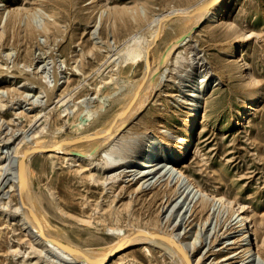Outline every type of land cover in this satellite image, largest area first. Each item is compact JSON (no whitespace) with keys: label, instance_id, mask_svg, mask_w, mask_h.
Listing matches in <instances>:
<instances>
[{"label":"rangeland","instance_id":"rangeland-1","mask_svg":"<svg viewBox=\"0 0 264 264\" xmlns=\"http://www.w3.org/2000/svg\"><path fill=\"white\" fill-rule=\"evenodd\" d=\"M0 1V166L7 162L4 173L9 175L11 156L33 144L62 140L60 143H66L70 153L88 151L91 142L85 133L98 130L118 113L129 100L128 89L142 80L143 62L138 54L150 35L153 18L169 15L160 38L149 48L148 62L155 73L150 84L153 85L142 97L144 105L129 117L123 129L90 158L50 155L48 149L40 148L29 153L24 162L33 194L42 197L36 209L46 231L69 245L75 257L63 258L51 253L41 242L29 244L21 220H10L13 213L19 214L13 210L16 205L13 196L9 201L0 191V264H94L93 258L80 250L86 249L92 256L101 255L119 237L131 239L143 228L167 233L184 229L183 237L188 240L195 233L198 242L192 253L199 258L197 264H218L214 262L233 254L222 244L226 225L221 218L218 222L219 217L212 215L207 219V214L201 211L189 217L182 211L177 214L176 209L166 212L168 219L165 218L162 205L170 194L169 186L160 183L137 189L139 175L136 170L132 172L130 160L143 132L167 129L170 136L179 132L182 114L175 108V102L183 90L181 82L186 76L189 78V73H202L204 60L222 82L208 92L204 120L195 125L194 142L181 168L204 187L248 205L251 224L261 241L264 236V0H236L225 19L232 22L235 32L224 31L219 22H196L194 13L202 8L210 9L214 0H52L44 4L36 0ZM10 6L18 9L15 21H8ZM28 25L35 32L29 33ZM46 25L48 29H44ZM244 31L250 33V38L239 54L249 63L247 70L254 85L244 82V78L228 75L217 65L230 61L224 51ZM184 34H190L191 40L176 49L174 58L160 60L166 46ZM256 90H260L257 106L244 124L235 126L242 105ZM98 113L99 121L93 122ZM112 159H117L113 160L117 163L112 161L110 165ZM122 246L105 264L179 263L163 246L148 243ZM237 259L234 256L219 264L228 261L236 264ZM259 259L248 264H261Z\"/></svg>","mask_w":264,"mask_h":264},{"label":"bare ground","instance_id":"bare-ground-1","mask_svg":"<svg viewBox=\"0 0 264 264\" xmlns=\"http://www.w3.org/2000/svg\"><path fill=\"white\" fill-rule=\"evenodd\" d=\"M36 1L38 4L39 3L44 4V2L45 3L52 2V0H41L42 2L40 0H36ZM92 1H94V0H92ZM195 2H193V3H195ZM235 2H236V0H214V4L212 5V7L210 9H206V8L200 9L199 8L200 10H198L194 13V16L196 17V22H204V23H207L209 21L210 22L215 21L217 23L219 22L221 29H223L224 31L235 32L236 28L234 27L232 22H228L227 21L228 18H227V20H225L227 14L232 9ZM32 4H35V3H32ZM38 4H37V6H39ZM97 4H99V2ZM179 7H180V5H179ZM179 7H177V8H179ZM180 8H183V7H180ZM189 8H190V6H189ZM99 9H100V7H99ZM187 11H184V12H187ZM7 12H8V21L9 20L15 21L16 18L18 17V14H19L18 9L16 7H12V6H10L8 8ZM168 12H170V11H168ZM134 15H136V14H134ZM130 16L132 17L133 15H130ZM168 16H169L168 14L166 16H163V17H160L159 15H157L152 20L150 35L145 40V43L142 47V50L138 54V58L141 59L143 62V69H144L143 71L144 72L142 74V80L139 81V84H137L134 88L132 87L133 89L131 87H130V89H128V91L130 90V97H129V100L127 101V103H125L123 107L121 106L122 109H120V111L118 113H116V114L114 113L115 115H113V116L111 115L112 117L107 122H105L104 125L101 126L98 130L90 131L89 133H85L87 135L84 134L85 136H87L88 141L91 142V145H90V148L88 149V151H86L84 153H82V152L70 153L71 151L69 152L70 149L68 150L66 143L62 142L63 143L62 144V143H60L62 140H60L57 142L49 141V142L42 143V144L30 145L31 147L29 146V148H28L30 153L35 151L36 149L41 150L40 148H45V149H48L47 151L51 152L50 155H56L58 153L65 154V155H68V154L72 155L73 154V156H76V157L81 156L83 158L86 157V159H87V157H89V158H90V156L92 157L98 150H100L101 147L105 146L110 140H112L111 138L113 136H115V134L117 132H119V130L123 129V127L125 126V123H127L128 119H129V117H131L132 114H134L139 108H141L144 105V103L142 101V99H143L142 97L144 95H146L145 93H146L147 89L153 85V84L152 85H150V84L152 81V77L154 78L153 75L155 74L154 69H152L151 64L149 62L146 63V61H145V51L153 46V44L157 38H160V36L162 34L163 24H164L165 20L168 18ZM185 16L187 17L190 15H185ZM185 16H182V17H185ZM139 17H140V15H139ZM29 19L31 20V18H29ZM22 20H24V19H22ZM51 24L54 25L55 22H52ZM21 25H22V23H21ZM177 26H178V24H177ZM26 28L29 31V33H31V34L33 33V31H34L33 26L28 25ZM48 28H49L48 25H46V28H44V29H48ZM186 29H187V27H186ZM17 30L18 29L16 27V31ZM132 37H134V36H132ZM249 38H250V33L248 34L245 31L242 32L239 35V38L238 39L236 38L237 40L235 42H233L232 44H230L228 49L226 51H224L225 55H227V57L230 59V61H228V63H227V62H223L220 60L221 62L218 63L217 65H218V67L227 71L228 75L237 77L238 79L244 78V80H245V81L243 80L244 82H246V83L249 82L250 85H254V83H255L254 79L251 76H249L250 74L247 70L248 69L247 66L249 63H247L246 60L243 59L239 54L240 53L239 49L245 45V43L247 42V40ZM190 40H191V35L190 34H184L181 39L170 42L166 46V49H164L165 51L162 53L160 60L163 61V60L167 59L169 56L173 57L175 52H176V49L181 47V46L186 45ZM197 53H199V52H197ZM177 54H179V53L177 52L176 55ZM200 57H202V56H200ZM160 60H159V63H160ZM198 65H200V64H198ZM201 66H202V70H200ZM201 66H200V68H198V67L197 68L200 71H202V73L197 74L196 72H199V71L196 70V72H195L196 74L192 75L191 73H189L188 74L189 78L186 76V78H184L181 82L183 85V90H180L181 96L179 97V99H177V102H175L176 103L175 108L182 114V117L180 119L181 120V126L179 127V132L177 134H173V136L169 135V133L166 131L167 129L166 130L164 129V131H162V130H149V132L148 131L143 132L139 137L140 143L135 147V149L130 154V158H131L130 160L133 161V165H132L133 170L131 169L132 167L130 169L132 170V172H134V170H136L137 174L139 175L137 178L138 183H139V185L137 186V189H142V188H147V187L149 188L151 186L155 187L156 185H158L160 183L164 186H169L170 194L166 195V198H165L166 203L164 205H162L164 212H165V215H164L165 218H167V216H168V213H166V212H169V211H172L173 209H176L175 212L177 214H179L180 211H182V214L184 216H186L188 213V216L190 217L191 214L201 211V212H205V214H207V217L210 215H212L215 218L219 217L217 222L219 221L220 218L222 219L223 225H226L224 230H223V234H224L223 238H225V239L222 241V244L224 247L231 249L233 254H230L229 256L226 255V256H224V258H221L219 261L214 262V263L219 264L223 261H227V260L233 258L234 256H237V258H238L237 261H235L236 264H248V262L250 260H253V262H254L256 258H258V259L260 258L264 262V258H263V256H264V236L261 238V241H259V239H257L253 225L251 224L249 206L245 205L243 203H240V202H235L232 199L230 200L223 193H221L220 191H218L216 189H210V188L204 187L202 184L199 183V181L195 180L193 178V176H191L189 173H186L181 168V165L184 162V159L189 154V148H190L192 142H194V138L196 135L195 130H194L195 125L198 124L200 119H201V121L204 120L205 115H204V110H203L204 108L203 107H204V104L208 98V92L211 90V88L216 86L219 82H222L221 77L219 76V74H217V72H215L213 70L211 64L208 61L204 60L203 62H201ZM156 72H157V70H156ZM190 75H192V76H190ZM0 77H1V75H0ZM202 82H204V85L200 86V84ZM122 95H125V94H122ZM259 96H260V90H256V91L251 92L250 96H248V100H246L245 104L242 105L243 106L242 109L237 114V117L234 121L235 126H240L247 121V119L249 118V116L251 115V113L253 112V110L255 109V107L258 104ZM133 98H134V103L132 104L130 109H128V111L124 112L127 105L129 104V102ZM95 112H97V111H94L93 113H95ZM88 114H89V112H88ZM98 116H99V113L95 119H93V117H92L93 122L99 121L97 118ZM89 117H90V115H89ZM80 124L82 126L81 122H80ZM77 127H78L77 129L80 128L79 124L77 125ZM84 135H83V137H84ZM81 139H82V137H81ZM22 152L23 151L16 150L14 155L11 156V160H10L11 162L9 161V163L12 166L11 167L12 171H11L10 175L8 173H4V172H6L4 170V165L7 162L4 161L5 164L2 162L3 164L0 166V191L2 192L3 196H5L6 198L9 199V201H11V198H10L11 195L13 196V198L15 200V204H16L15 207L13 208V210H15V212H19V214L13 213L14 215L10 220L11 221H13V220L15 221L16 219L21 220V224L24 226V228L26 230L25 235L27 236V238L30 241L29 244L35 245L38 242H41V243H43L44 247L46 248V249L44 248L45 250H48L51 253L60 255L63 258H66V257L69 258L70 257L71 259H73L75 257V255L72 256L73 254H71L72 253L71 247L69 245L63 244L55 235H52L48 231H46L44 220L40 217V214H39L38 210L36 209V204L41 201L42 197H41V194H38V195L33 194V191L31 189V184H30V181L28 178L27 164L25 163L26 165L24 164L21 168L22 177H20V174L17 173V171H16L17 161L20 158V156L23 154ZM113 160H117V159H112L110 161L111 163H109L110 165H112L113 163H117V162H114ZM112 161H113V163H112ZM5 166L7 169V165H5ZM165 168H167V169L162 170ZM162 171H165V172L163 173ZM163 196H165V195L163 194ZM18 217H20V218H18ZM207 217H205V218H207ZM236 218H238V219H237V221L234 222V220ZM207 219H209V217ZM204 221L205 220H203V222ZM210 221H211V219H210ZM215 222H216V220H215ZM236 222H237V224H236ZM198 223H196V224H198ZM203 224H206V223L204 222ZM241 224H243V225L240 227ZM212 229H215V227ZM182 230L176 229L175 231H171V233H167V232H164V230H162V229H159L158 231L153 232L149 228H143L140 231L136 232L135 235L131 237V239H127L128 237H125V236L121 237V238L119 237L118 240H116L113 244H111L107 249L104 248L105 252L101 255L98 254V255L94 256V254L92 252V254H93V256H92L91 252L86 250V249L85 250L79 249V250L83 251L85 256L93 258L94 264H105L107 259L110 258L111 256H113V254L116 250H119L120 248L123 247L122 246L123 243H125V244L148 243L150 245L163 246L165 249H167L171 253V255L173 254L177 258V260L179 262L177 264H187L186 259H185L183 254H186V256L189 259V261L191 262V264H197L199 258L196 259V257H194L192 250L196 247L198 239H197L196 235H194L195 233H192L194 237L191 240L184 238L183 236H185V230L184 229H182ZM242 230H244L246 234L245 233L242 234ZM221 232H222V230H221ZM42 234L44 235L43 238H42ZM187 234H188V232H187ZM217 234H219V233H217ZM248 235H249V240L247 241L246 237ZM220 236L221 235H219V237ZM57 241H58V244H57ZM32 247H30V248H32ZM224 247H220V248H224ZM38 248H39V246H38ZM41 249L43 250V248H41ZM93 251H95V250H93ZM37 252H39V251H36V253ZM37 254H40V253H37ZM77 254H79V252ZM79 257H82V256H79ZM260 259H259V261H260ZM83 260H84V258H83ZM83 260H81V261H83ZM86 260H88V259H86ZM262 261H261V264L263 263ZM232 262H234V261H232ZM232 262L228 261V262L223 263V264H233ZM256 262H257V260H256Z\"/></svg>","mask_w":264,"mask_h":264},{"label":"water","instance_id":"water-1","mask_svg":"<svg viewBox=\"0 0 264 264\" xmlns=\"http://www.w3.org/2000/svg\"><path fill=\"white\" fill-rule=\"evenodd\" d=\"M148 58H149V49H147L145 51V61L146 63H148ZM134 103V98L129 102V104L127 105L126 109L124 110V112L128 111V109H130V107L132 106V104ZM35 151H38V149H36ZM30 153L29 150H25L23 152V154L20 156L19 160H18V173L20 174V177H22L21 175V168L24 165V162L28 156V154ZM44 237V235L42 234V238ZM58 244V241H57ZM118 250H116L113 254V256H111L110 258L107 259L106 263H108L116 254H117ZM185 259H186V263L187 264H191V262L189 261V259L187 258L186 254H183Z\"/></svg>","mask_w":264,"mask_h":264},{"label":"built area","instance_id":"built-area-1","mask_svg":"<svg viewBox=\"0 0 264 264\" xmlns=\"http://www.w3.org/2000/svg\"><path fill=\"white\" fill-rule=\"evenodd\" d=\"M240 222V221H239ZM243 224L240 225V227L242 226ZM245 233L244 230H242V234ZM246 234V233H245ZM246 240L248 241L249 240V235L246 237Z\"/></svg>","mask_w":264,"mask_h":264}]
</instances>
